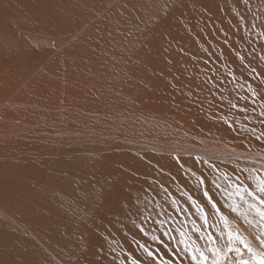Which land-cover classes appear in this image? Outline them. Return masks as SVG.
Segmentation results:
<instances>
[{"label":"rangeland","instance_id":"1","mask_svg":"<svg viewBox=\"0 0 264 264\" xmlns=\"http://www.w3.org/2000/svg\"><path fill=\"white\" fill-rule=\"evenodd\" d=\"M262 28V0L248 2L247 7L235 0H0V110L8 113L0 116V264H64L61 254L75 256L80 245L86 249L79 261L70 257L65 264H110L112 259L100 257L103 250L115 264H131L133 259L152 264L140 245L173 264H194L196 249L211 264L217 248L222 264L251 261L241 240L257 254L264 252L258 239L264 238V228L234 192L237 184L255 188L250 171L264 176V146L257 145L250 132L229 131L219 119H239L260 131V101L257 97L252 102L249 85L264 93ZM240 56L245 57L243 63ZM49 65L57 70L65 66L61 77L81 81L90 93L87 102L76 104L81 108V119L74 120L81 126L80 140L67 134L64 141L60 135L62 140L55 142L57 131L51 128L63 123L43 104H59H53L51 86L35 81L45 74L56 77ZM253 67L255 77L250 74ZM68 104L64 105L71 109ZM245 104L251 108L248 121L239 113ZM29 109L39 111L23 112ZM63 121L68 125L69 117ZM72 133L76 134L74 129ZM13 135L28 142L24 149L38 144L36 149L41 150L39 139L49 150L62 144L56 157H64L65 144L67 161L81 158V181H50L69 175V169L57 172L55 164L52 172L43 157L41 180L27 177L21 182L16 174L21 163L15 160L27 152L17 156L5 143ZM252 146L259 148L250 151ZM198 158L208 163H196ZM197 177L206 178V183L199 184ZM16 179L20 181L15 183ZM209 189L221 215L228 218L227 228L215 214L206 224L188 199L204 207L203 192ZM142 191L153 200L141 208L130 204L128 198ZM234 203L239 205L235 213L229 207ZM229 231L232 251L226 247ZM65 239L71 246L58 245Z\"/></svg>","mask_w":264,"mask_h":264},{"label":"snow or ice","instance_id":"2","mask_svg":"<svg viewBox=\"0 0 264 264\" xmlns=\"http://www.w3.org/2000/svg\"><path fill=\"white\" fill-rule=\"evenodd\" d=\"M237 4L242 3L244 7L248 6L249 0H235ZM235 11V9H234ZM237 15L240 17L241 20L245 19L243 13H237ZM239 26V25H238ZM260 35L264 36V28H262ZM227 43V40L225 41ZM239 55V54H238ZM241 60V63H243L245 57L240 56L239 57ZM261 60H264V56L260 57ZM245 67H247L245 65ZM256 68H251L250 69V74L253 75L254 77L256 76ZM260 86H264V72L260 73ZM198 87H203V85H199ZM259 87V86H258ZM209 91H211L209 89ZM249 92L251 93L252 100L255 102L257 97L259 98L260 101V112H259V122H260V131L259 133L256 132L255 128L249 129L247 125L243 122H241L239 119H234L231 122L229 119L225 117H220L219 119L223 121L225 125H227V129L231 132H250L253 136L255 141L259 142L262 146H264V93L257 91V88H253L251 85H249ZM242 100H246L247 97H241ZM230 103V107L232 109L237 108V104ZM211 107V104H210ZM239 113L243 116L244 121L249 120V115H248V105L245 104L244 107L239 108ZM236 125H239L236 127ZM196 163H208L207 160H203L202 158H198ZM183 167V165H181ZM212 167H215L214 165ZM195 175V173H193ZM227 178V177H226ZM249 178L253 179L255 182V188L252 189L251 185H244L241 187V185L237 184L234 188L235 195L240 198V200L247 205V212L252 213L254 215V218L258 217L259 220V226L264 228V176L261 175H253V173L250 171L249 172ZM198 183L199 184H205L206 183V178L205 179H200L197 177ZM217 188L220 187L219 184L216 185ZM210 189L206 190L203 192V200L201 203H203L205 206L201 207L199 204H197V201L192 199V197H188V199L191 201L192 205L197 208V213L199 214L200 218L204 220V222L207 224L208 223V218L210 214H215L219 217L220 220H222L225 224V227L227 228L229 226V221L226 216L221 215V208L218 207L217 202L214 201L213 196L210 194ZM227 191V190H226ZM187 195V194H185ZM228 195L231 197L233 195V192L230 191L228 192ZM246 197H250L251 199H246ZM173 204H175V201H173ZM210 206V211L206 212L205 207ZM231 211L233 213L237 212V209L239 205L233 204L229 206ZM214 210V213L212 212ZM135 223V221H133ZM252 221H249V224H251ZM139 227V226H138ZM141 232H144V229H140ZM145 235H147L146 232H144ZM166 234V233H165ZM183 233H181V236L183 237ZM238 238V237H237ZM260 240V244L264 245V238L258 237ZM153 241L157 240L156 236L152 237ZM233 241V233L231 231L228 232V243L226 247L228 248V251H232V244ZM161 242H163L161 238ZM183 242V241H182ZM241 243L245 244V247H247L248 251L252 254V260H241L240 264H264V252H261L257 254L256 252L253 251V249L248 246L247 242L244 240H241ZM141 248L145 251L147 256L151 258L152 264H173L171 259L169 260H163L162 257H157L153 253V251L149 250L147 247L144 245H140ZM185 250H188V247L186 245ZM237 252H239V248L235 249ZM112 251L114 252L115 249L113 248ZM220 252L221 250L219 248L215 249L212 251V258H211V264H222L221 258H220ZM196 253H199L197 255ZM167 254V253H165ZM192 261L194 264H208L209 262V257L206 256L202 251L199 249H196L195 252L192 253ZM54 264V262H53ZM110 264H115V260L110 262ZM131 264H141V262L138 259H133L131 261Z\"/></svg>","mask_w":264,"mask_h":264},{"label":"crops","instance_id":"3","mask_svg":"<svg viewBox=\"0 0 264 264\" xmlns=\"http://www.w3.org/2000/svg\"><path fill=\"white\" fill-rule=\"evenodd\" d=\"M49 71L52 73V75L56 76V77H52L50 78L48 76V74L42 75L40 78H35L36 83L39 86H44L45 83H47V86H51L53 91H54V102L53 104L58 105V106H49L48 104L49 102H46L45 104H43L45 107V110L47 111V113L50 114V116L52 118H56L59 121L61 120L63 123V127L60 128H51L54 131H57L55 133V138L56 141L55 142H59L62 140L60 135H64L63 137V141L64 138L67 136V134L72 135V137L74 139H79L81 137V130H80V122L77 123L79 124L78 126H76V122L74 120L76 119H81V108L80 106H77L76 104L78 102H87L85 96H89L90 93L88 92V90L85 89V87L82 85L81 81L75 80V79H66L64 77V73H60L61 69H64V67L62 66L61 68L57 69H53L51 68V66L49 65ZM53 71H57V72H53ZM64 81L65 84L64 86L60 85V82ZM90 82V81H88ZM66 86H69L70 88H67ZM1 91V90H0ZM83 94V98L78 99L82 96ZM60 97H64L65 99H63V101H59ZM21 100H26V101H32V99H27V98H20ZM53 101V100H52ZM70 105L72 108L68 109L65 107L64 104ZM71 103H73V105H71ZM63 108V109H62ZM37 112L39 111V109H29V110H25L23 112ZM4 115V116H8L7 112H3L0 110V116ZM69 117L68 121V125H66V123L63 121L66 117ZM22 117L27 118L26 115H23ZM5 121V120H4ZM3 123L0 124V127H2ZM51 127H54L52 124H50ZM75 131L76 134L72 133L73 129ZM60 137V138H59ZM49 138H47L46 140H48ZM0 141H3L0 138ZM5 143H9L10 144V149L15 148V150L17 151V156L18 154L21 155V153H23L24 151L27 152V156H23L21 155V157L23 158V160H21V157L16 159L15 162L19 161V164L17 167H20L19 170L16 171V174L20 175L21 178V182H24L27 180H32V181H39L41 180V176H42V171L39 169V165L42 164V158L44 157V161L45 163L47 162V165H49L51 167L52 172H54L55 170V164L58 165L59 170L57 172H60L63 170V168L69 169L67 172L69 175H62V176H56V178H54L53 180L50 181H65L68 180L69 182H79L81 181V170H82V162H81V158L78 157V161H67L69 159V157H66V151L68 150L66 145L63 144V149H64V153H63V158L57 156V154L60 153V146L62 144H55L57 146L56 149H52L49 150L47 146H49L44 140L42 141V139H39V145L40 148L44 149L45 151L36 149L38 147V144L35 145L36 148H33L31 146L30 149H24L22 147V145L28 143L24 137H20L17 138L15 137V135H13V138L10 140H4ZM17 146V147H16ZM44 147V148H43ZM46 148V149H45ZM0 150L2 149V144H0ZM36 150V151H35ZM35 151V152H34ZM34 152V153H33ZM30 153V158L31 160L27 161V157L28 154ZM55 154V155H52ZM26 157V158H25ZM27 161V162H26ZM25 164V166H24ZM15 167V169L17 168ZM14 172V171H13ZM15 177V174H14ZM38 177V178H37ZM81 177V178H80ZM1 179V178H0ZM20 181V179H16L15 183H18ZM0 185H1V181H0ZM2 187V186H1ZM22 189V188H21ZM23 190V189H22ZM2 197H0L1 199Z\"/></svg>","mask_w":264,"mask_h":264},{"label":"bare ground","instance_id":"4","mask_svg":"<svg viewBox=\"0 0 264 264\" xmlns=\"http://www.w3.org/2000/svg\"><path fill=\"white\" fill-rule=\"evenodd\" d=\"M249 2H253V0H249ZM262 2H264V0H262ZM107 3V2H106ZM131 3V2H130ZM100 4V3H99ZM104 4H105V2H104ZM101 5H103V4H101ZM132 5V4H131ZM100 7H103V6H100ZM258 7V6H257ZM118 8V7H117ZM206 8V7H205ZM134 9V8H133ZM118 10V9H117ZM82 13V12H81ZM84 13V12H83ZM75 15H78V14H75ZM142 15V14H141ZM90 16V15H89ZM89 16H87V17H89ZM237 16V15H236ZM87 17H85L84 19H87ZM262 17V16H261ZM77 19V18H76ZM79 19V18H78ZM77 19V20H78ZM84 19H82L81 21H79L80 23L84 20ZM237 20V19H236ZM235 20V21H236ZM238 23V22H237ZM217 28V27H216ZM115 33V32H114ZM253 33V32H252ZM221 36H222V34H220ZM102 36H104V35H102ZM108 36V35H107ZM106 36V37H107ZM93 37V36H92ZM93 39V38H92ZM100 40V39H99ZM102 40V39H101ZM97 42H99V41H97ZM101 44H102V41H101ZM12 45V44H11ZM113 45V44H112ZM104 46V45H103ZM43 47V46H42ZM216 48V47H215ZM144 49V48H143ZM106 50V49H105ZM69 51V50H68ZM109 51V50H108ZM113 51H114V49H113ZM110 52V51H109ZM259 52V51H258ZM65 53H66V51H65ZM65 53H64V55H65ZM152 53V52H151ZM262 53V52H261ZM63 55V56H64ZM81 55V54H80ZM99 55V54H98ZM44 56V55H43ZM84 56V55H83ZM135 56V55H134ZM186 56V55H185ZM264 56V55H263ZM72 57H74L73 55H72ZM88 57V56H87ZM120 57V56H119ZM75 58V57H74ZM115 58V57H114ZM120 58H122V57H120ZM179 58V57H178ZM177 58V59H178ZM93 60V59H92ZM114 63L115 62H117L116 61V59H115V61H113ZM129 63V62H128ZM263 63V62H262ZM161 65V64H160ZM257 65H258V63H257ZM259 65H261V64H259ZM51 66V65H50ZM63 67H65V66H63ZM95 67V66H94ZM96 67H97V65H96ZM53 68V67H52ZM60 68V67H59ZM103 68H104V66H103ZM110 68H111V66H110ZM119 68V67H118ZM127 69L129 68L128 66L126 67ZM136 69V68H135ZM124 70V69H123ZM95 71V70H94ZM138 71H139V69H138ZM147 71V70H146ZM56 72V71H55ZM62 72V71H61ZM110 72L111 73H113V72H115V69H111L110 70ZM133 73V72H132ZM146 74V73H145ZM197 74V73H196ZM108 75V74H107ZM112 75V74H111ZM139 75H141V74H139ZM91 76V75H90ZM110 76V75H109ZM113 76V75H112ZM142 76H145L144 74L142 75ZM71 77V76H70ZM152 77V76H151ZM236 77V76H235ZM65 78V77H64ZM89 78V77H88ZM110 78H111V76H110ZM144 78V77H143ZM156 78V77H155ZM158 78V77H157ZM90 79H91V77H90ZM141 79V78H140ZM139 79V80H140ZM149 80H150V78H149ZM104 81V80H103ZM240 81V80H239ZM252 81V80H251ZM255 82V81H254ZM105 83V82H104ZM103 83V84H104ZM108 82H106V84H107ZM148 83V82H147ZM102 84V85H103ZM156 84V83H155ZM223 84V83H222ZM244 84V83H243ZM147 85V84H146ZM236 86V85H235ZM106 87V86H105ZM97 89V88H96ZM105 90V89H104ZM160 90V89H159ZM156 91V94H157V92L159 93V92H161V90L160 91ZM103 91V90H102ZM106 91V90H105ZM236 91V90H235ZM128 92V91H127ZM130 93V92H129ZM101 94V93H100ZM154 94H155V92H154ZM200 94V93H199ZM247 94V93H246ZM249 94V93H248ZM159 95V94H158ZM161 95V94H160ZM242 95V94H241ZM243 96V95H242ZM250 96V95H249ZM200 97V96H199ZM245 97V96H244ZM250 98V97H249ZM252 98V97H251ZM201 99V98H200ZM156 100H158V99H156ZM16 101V100H15ZM18 101V100H17ZM245 101V100H244ZM249 103H250V101H248ZM252 102H253V100H252ZM251 102V103H252ZM255 102H257V101H255ZM147 103V102H146ZM254 103V102H253ZM253 103L251 104V105H253ZM255 105V104H254ZM253 105V106H254ZM257 105V104H256ZM256 105H255V107H256ZM142 108V107H141ZM248 108H250V107H248ZM250 110H251V108H250ZM249 110V111H250ZM255 110V109H254ZM256 110H257V108H256ZM257 119V118H256ZM259 127H260V125H258ZM199 133V132H198ZM244 137V136H243ZM232 139V138H231ZM242 139V138H241ZM246 141H247V139H246ZM253 141H255V139L253 138ZM207 144V143H206ZM257 145L258 144H260L259 142L258 143H256ZM238 147V146H237ZM260 147H261V144H260ZM227 148V147H226ZM240 148H242V147H240ZM257 148H259V146L258 147H251V148H249L250 149V151H254L255 152V150L254 149H257ZM236 149V148H235ZM242 151V150H241ZM250 151H248V152H250ZM184 152V151H183ZM186 152V151H185ZM188 153V152H187ZM185 161V160H184ZM181 167V166H180ZM198 169H200V168H198ZM174 170V169H173ZM243 171V170H242ZM241 171V172H242ZM244 172V171H243ZM174 173V172H173ZM160 176V175H159ZM202 177L203 176H205V175H201ZM250 181V180H249ZM227 183V182H226ZM216 187V186H215ZM214 187V188H215ZM221 188V187H220ZM148 192V191H147ZM146 191H142V192H140V194L138 195V194H136V196L134 197V198H128V201H130V204H136V207H138V208H141V207H143V206H146L149 202H151L152 200H151V198H150V196L148 195L149 194V192L147 193ZM142 193V194H141ZM147 193V194H146ZM98 197L99 196H95V200L97 199L98 200ZM103 198H106V197H103ZM108 209H105L104 210V212L102 213V214H104L106 211H107ZM99 214H101V213H99ZM95 220H97V219H95ZM98 221V220H97ZM99 223V222H98ZM95 224H97V223H95ZM100 225V224H99ZM101 227V226H100ZM95 230H96V228H95ZM242 230V229H241ZM244 231V230H243ZM92 232V231H91ZM250 233V232H249ZM264 234V233H263ZM247 235V234H246ZM99 236V235H98ZM70 237V236H69ZM109 238H111L110 240H112V239H114V237H113V235L111 234V235H109ZM89 239V238H88ZM67 240L68 239H65L64 241H61L62 243L61 244H58L59 246H63V247H69V246H71L70 244L71 243H67ZM69 241V240H68ZM95 241H97V240H95ZM88 242V241H87ZM90 242V241H89ZM106 242V241H105ZM85 243V242H84ZM101 243H102V241H101ZM17 244V243H16ZM25 244V243H24ZM23 244V245H24ZM42 244V243H41ZM47 244V243H46ZM46 244H44V246H49V245H46ZM141 244H143V243H141ZM19 245H21V244H19L18 243V246ZM22 245V246H23ZM4 246V245H3ZM9 246V245H8ZM17 246V245H16ZM31 246V245H30ZM73 246H79V244H77V245H73ZM139 246V245H138ZM138 246H136V247H138ZM20 247V246H19ZM18 247V248H19ZM86 247V246H85ZM95 247V246H94ZM103 248H105V245H103L102 246V250H103ZM5 249V248H4ZM21 249H22V247H20V251H21ZM23 249H24V246H23ZM22 249V250H23ZM26 249V251H27V249L29 250V248H25ZM31 249V248H30ZM47 249V248H46ZM77 249H78V251L76 252V254H75V256H72V255H70L69 254V252H65V254H61V259L63 258L64 259V261H65V263L68 261V259L70 258V257H75L74 259H77L78 258V260L77 261H79V258H80V255L85 251V249H83L82 248V246L80 245L79 247H77ZM9 251H11V249L9 250ZM35 251V250H34ZM2 252V251H1ZM18 253H20L19 252V250L17 251ZM52 252V251H51ZM101 252L103 253V256L101 255ZM99 254H100V257L102 258V257H108V258H110V259H112V260H114L113 259V257H111V256H104L107 252H105L104 250L103 251H101ZM27 253V252H26ZM26 253H25V255H26ZM30 253H31V251H30ZM34 253H36V252H34ZM96 253V252H95ZM3 254V253H2ZM4 254H5V252H4ZM68 254V255H67ZM22 255V254H21ZM28 255H30L29 256V258L31 257V254H28ZM55 255V254H54ZM2 257H3V255H1ZM4 256H6V254L4 255ZM16 256V255H15ZM36 257H32L33 259H36L37 257H38V255L36 254L35 255ZM57 256H60V255H57ZM96 256V255H95ZM6 257H8V256H6ZM22 257V256H21ZM1 258V257H0ZM12 258V257H11ZM17 258V257H16ZM58 258V257H57ZM97 258V257H96ZM13 259L14 260H16L15 259V257H14V255H13ZM71 259V258H70ZM73 259V261H72V263H76L77 261H75ZM94 259H95V257H94ZM100 259V258H99ZM1 260V259H0ZM3 260V259H2ZM6 260V259H5ZM89 261H92V258L90 257L89 259H88ZM51 261L52 260H50V259H47V258H45V262H48V263H51ZM63 262V261H62ZM57 263H59V261L57 262ZM64 263V264H65ZM53 264V263H52ZM68 264V263H67Z\"/></svg>","mask_w":264,"mask_h":264}]
</instances>
